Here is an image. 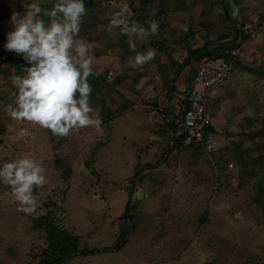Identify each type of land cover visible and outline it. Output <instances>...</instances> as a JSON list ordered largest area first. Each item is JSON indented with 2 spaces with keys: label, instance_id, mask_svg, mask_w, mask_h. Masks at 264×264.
Returning <instances> with one entry per match:
<instances>
[{
  "label": "rangeland",
  "instance_id": "1",
  "mask_svg": "<svg viewBox=\"0 0 264 264\" xmlns=\"http://www.w3.org/2000/svg\"><path fill=\"white\" fill-rule=\"evenodd\" d=\"M90 2L98 30L107 32L106 38L92 42L97 45L93 73L105 84L96 88L93 76L89 78L90 102L100 109L103 121L100 130L84 128L59 138L27 121L12 120L6 111L16 91L11 77L24 75L23 68L30 65L22 57L16 69L0 52V166L21 157L34 158L47 177L43 187L33 190L38 204L31 214L17 211L11 189L0 183V264L38 261L48 241L42 227L33 226L43 214L58 229L77 235L79 247L99 249L76 254L62 264H264V197L254 202L255 182L264 176V159L260 158V166L253 168L250 160L243 168L233 156L240 140L246 148L250 132L264 128V74L242 68L264 73V0H224L230 4L237 28L244 26L243 32L249 34L241 39L239 66L208 95L218 145L210 156L190 147L165 152L168 132L162 108L173 104L162 75L167 73L170 56L181 61L187 45L200 46L220 32L231 34L221 4L175 0L179 9L161 19L155 39L157 46L160 41L169 52H158L155 46L159 62L146 64L134 80L140 72L128 65L134 53L103 48L119 30L107 31L106 14L123 10L129 23L135 22L126 0ZM12 13L1 19L6 33L14 29ZM165 19L172 21L168 29ZM116 75L123 81L112 88ZM185 77L178 78L182 85ZM106 112L115 115L106 118ZM26 126L32 131L23 136ZM254 141L264 142V135ZM250 154L254 158L260 152L254 149ZM66 169L69 174L64 179ZM129 227L122 237L121 230ZM117 243L118 248H111Z\"/></svg>",
  "mask_w": 264,
  "mask_h": 264
},
{
  "label": "clouds",
  "instance_id": "2",
  "mask_svg": "<svg viewBox=\"0 0 264 264\" xmlns=\"http://www.w3.org/2000/svg\"><path fill=\"white\" fill-rule=\"evenodd\" d=\"M86 15L83 0H54L51 8L43 10L33 2L22 17L12 13L14 29L7 34L5 49L22 56L30 65L23 68L24 75L11 77L16 91L6 111L12 120L27 121L59 138L84 128H102L100 109L90 102L89 78L93 75L97 45L78 39ZM106 19L108 32L119 29L128 39L134 53L129 67L142 72L156 58V51L148 48L141 52L137 43L143 44L158 34V22L149 20L147 27L129 23L123 10L106 14ZM0 183L10 187L17 211L31 214L38 204L34 188L47 183L45 168L28 157L5 162L0 166Z\"/></svg>",
  "mask_w": 264,
  "mask_h": 264
},
{
  "label": "trees",
  "instance_id": "3",
  "mask_svg": "<svg viewBox=\"0 0 264 264\" xmlns=\"http://www.w3.org/2000/svg\"><path fill=\"white\" fill-rule=\"evenodd\" d=\"M91 0H83L85 3V6L87 10H89V14H87L83 18V23L81 25L80 33L78 36V39H85L88 40L90 43L92 42H97L99 38H106V31L98 30V21L97 24L95 23L96 20V15L94 10L91 9L90 5ZM175 0H126V3L128 5L130 14L134 17L135 22H139L140 24L144 25L147 27V21L149 20H154L160 24L162 22L161 19H163L164 16H168L171 12L177 11L179 8L177 7V3L174 4ZM178 1H183V0H178ZM218 3L221 4L223 14H224V19L228 20L230 22V27H231V34L229 32H220L217 34V36L213 40H207L205 41L202 45L196 46V47H191L190 45H187L186 47V55L181 61H176V58L174 56H170V63L169 66L166 65V72L163 77V83L167 88L168 92V98H171L172 106L170 107H164L162 108V122L165 126V131L168 132V142H167V148L165 152H168L170 148L175 149V150H180L186 147H190L195 149L201 154L206 155L201 148L195 144L193 145H186L182 141V136L176 135L175 134V123L174 120H170L169 117L167 116L168 113H172L173 110L175 109L176 106H183L185 105V98L187 97L192 82L194 75L196 73V70L198 66L210 59H217L221 58L227 61H232L233 62V67L232 70L230 71L233 72L235 68H237L240 64V56H239V49L241 46V39L242 37L246 36L247 33L243 32V28L240 30L236 26V18L232 16V9L230 7L229 3H225L224 0H217ZM36 2L40 5L41 9H49L52 7V4L54 3V0H19V3L17 0H0V52L3 51L5 55L7 56V62L14 64L16 69L20 67L21 59L22 56L16 55L13 52L7 51L5 49V44L7 42V34L6 31L3 29V26L1 25V19L4 17H7L10 15L12 12L16 13H22L27 11V6L30 5L31 3ZM182 10V9H181ZM114 13V12H113ZM236 13V11H235ZM238 15L240 14L239 9L237 11ZM98 16V13H97ZM169 18V17H167ZM45 20H47V17H44ZM163 22L165 28L168 25H172V21H167L166 19ZM263 21V20H262ZM262 23V22H260ZM259 23V25H261ZM239 25H243V23H239ZM256 28V27H254ZM168 29V27L166 28ZM165 29L163 30V32ZM100 32V33H96ZM241 33V36L239 35ZM190 34H192V31H190ZM249 34V33H248ZM247 34V35H248ZM156 35L151 36L149 38V43H137V48L139 51H146L148 47H153L155 49L156 46V51L162 52V50L168 51V48L166 45L160 44L159 41V46H157L156 42ZM108 38H111L110 40H107L103 46V48L108 47L107 49H120L124 52H129L131 53L128 45V39L126 36H123L119 33H115L110 35ZM187 35H185V39L187 40L186 42L189 43L187 39ZM101 48V49H103ZM238 50L237 54H233V51ZM169 52V51H168ZM157 62H159L158 59L155 58ZM243 69H246L250 72L255 73L256 75L263 76L264 73L261 71H257L256 69H252L251 67H242ZM172 74L171 78H167V74ZM141 71L133 78L134 80H137L138 77L141 75ZM229 73V74H230ZM93 82L94 86L96 88H99L102 86L104 83V79L101 78L100 75H97L93 73ZM179 76L184 78L185 84L182 85L181 81L178 80ZM229 76V75H228ZM227 76V77H228ZM123 78L121 75H116V77L112 80L111 82V87L114 88L116 85L122 83ZM181 85V86H180ZM95 88V90H96ZM94 90V92H95ZM213 91V90H212ZM161 111V110H160ZM115 115L114 112H106L104 117L106 118H111ZM211 122L209 125L205 127L204 130V135L205 137H212L215 140L216 147L212 151L211 154H213L217 149L218 145L215 139V128L213 124V115L211 113ZM0 131L1 128H0ZM264 135V128L262 129H255L250 132V136H247V139H250V146H247L244 148V145L242 144L241 140L238 142L236 147H238V151L235 150L233 153V156L240 161V166L245 168L248 161L252 160L253 162V168L256 167L258 164L259 166L263 161L261 159H264V142L261 141L259 143L255 144L254 139L256 137H262ZM253 144H255L256 148H254ZM254 149H258L260 154L257 157H252L250 154L251 151ZM210 154V155H211ZM208 156V155H207ZM261 158V159H260ZM61 166V161L57 162ZM259 169V168H258ZM69 174V170L66 169L62 173V177L64 179H67V176ZM223 177V172H221V175H217V181L218 184L220 185L221 181L220 179ZM255 196H254V202L255 203H260L262 200V197H264V176L260 177L258 181L255 182ZM10 189V187H8ZM206 211H204V214L201 218L203 221L205 219ZM131 217V216H130ZM131 219V218H130ZM34 228H39L42 227L44 230L45 238L47 239V247L46 249L41 253L38 261L30 262L29 264H62L63 262L67 261L68 259H71L73 256L76 254L80 255H86L88 253H94L98 251V248H88V247H79V237L77 235H74L72 233L62 231L57 228L55 223L51 220L48 219L46 214L38 216L35 221H34ZM130 231L129 228H123L121 230V235L124 237L127 235ZM120 246L119 243H117L114 247L111 248H118ZM110 247H106L105 250H111ZM203 264H215L213 261H206Z\"/></svg>",
  "mask_w": 264,
  "mask_h": 264
},
{
  "label": "built area",
  "instance_id": "4",
  "mask_svg": "<svg viewBox=\"0 0 264 264\" xmlns=\"http://www.w3.org/2000/svg\"><path fill=\"white\" fill-rule=\"evenodd\" d=\"M255 31V30H254ZM254 31L250 34L253 35ZM238 50L233 51L237 54ZM233 62L221 58L210 59L201 63L194 75L190 91L185 98V105L176 106L172 113H168L170 120H174L175 134L182 136L186 145H197L210 156L216 147L212 137H205L204 130L211 122L208 111V95L220 86L232 70ZM109 75V74H108ZM31 127H24L23 136L31 133Z\"/></svg>",
  "mask_w": 264,
  "mask_h": 264
}]
</instances>
